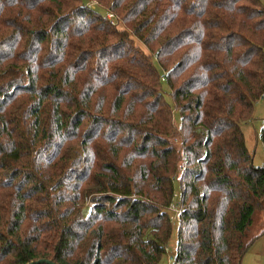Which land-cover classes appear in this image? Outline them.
Returning <instances> with one entry per match:
<instances>
[{
    "label": "trees",
    "instance_id": "trees-1",
    "mask_svg": "<svg viewBox=\"0 0 264 264\" xmlns=\"http://www.w3.org/2000/svg\"><path fill=\"white\" fill-rule=\"evenodd\" d=\"M263 96V0H0V264H242Z\"/></svg>",
    "mask_w": 264,
    "mask_h": 264
},
{
    "label": "rangeland",
    "instance_id": "rangeland-1",
    "mask_svg": "<svg viewBox=\"0 0 264 264\" xmlns=\"http://www.w3.org/2000/svg\"><path fill=\"white\" fill-rule=\"evenodd\" d=\"M89 3L94 5L92 1H89ZM117 26H119V28H123L121 23H118ZM134 44L139 46L147 55L149 54L148 50L137 42V40H134ZM164 98L170 101L167 92L164 93ZM263 120L264 96L259 98L255 103L252 117L241 124L246 147L252 155L253 164L256 166H264V147L260 138L261 129L264 127ZM173 122L176 125L179 123V114L177 111H174L173 113ZM175 187L177 186L175 185ZM83 213L86 214L87 210H84ZM174 213H176V211L168 210V214L171 215V217H173ZM175 239L176 223H172V234L166 248V252L161 259V264H168V257H172L174 255ZM245 241L249 244V246L242 256L241 263L264 264V199L262 201V207L254 210L252 214V223L246 231Z\"/></svg>",
    "mask_w": 264,
    "mask_h": 264
},
{
    "label": "water",
    "instance_id": "water-1",
    "mask_svg": "<svg viewBox=\"0 0 264 264\" xmlns=\"http://www.w3.org/2000/svg\"><path fill=\"white\" fill-rule=\"evenodd\" d=\"M42 262H46V263H48V264H53V263L50 262V261H45V260H42V259L36 260V261H34V262H30V263H28V264H39V263H42Z\"/></svg>",
    "mask_w": 264,
    "mask_h": 264
},
{
    "label": "built area",
    "instance_id": "built-area-1",
    "mask_svg": "<svg viewBox=\"0 0 264 264\" xmlns=\"http://www.w3.org/2000/svg\"><path fill=\"white\" fill-rule=\"evenodd\" d=\"M263 1H264V0H263ZM107 16L110 17L111 15L108 14ZM263 121H264V120H263ZM171 209H172L173 211H177L176 208H175L174 206H171ZM171 259H172V257H168V261H169V262L171 261Z\"/></svg>",
    "mask_w": 264,
    "mask_h": 264
}]
</instances>
